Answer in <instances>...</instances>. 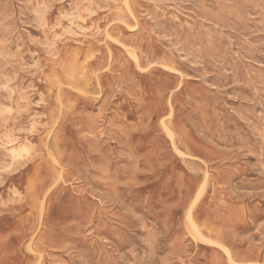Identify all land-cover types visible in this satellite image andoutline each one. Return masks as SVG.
I'll use <instances>...</instances> for the list:
<instances>
[{
    "label": "rangeland",
    "instance_id": "obj_1",
    "mask_svg": "<svg viewBox=\"0 0 264 264\" xmlns=\"http://www.w3.org/2000/svg\"><path fill=\"white\" fill-rule=\"evenodd\" d=\"M126 1L0 0V264H264V0Z\"/></svg>",
    "mask_w": 264,
    "mask_h": 264
},
{
    "label": "bare ground",
    "instance_id": "obj_2",
    "mask_svg": "<svg viewBox=\"0 0 264 264\" xmlns=\"http://www.w3.org/2000/svg\"><path fill=\"white\" fill-rule=\"evenodd\" d=\"M77 1H78V0H77ZM105 1H106V0H105ZM118 1H119V0H118ZM127 1H128V0H127ZM127 1H126V2H127ZM150 1H151V0H150ZM155 1H156V0H155ZM172 1H174V0H172ZM188 1H189V0H188ZM206 1H207V0H206ZM216 1H217V0H216ZM221 1H222V0H221ZM28 2H29V1H28ZM31 2H32V1H31ZM95 2H96V1H95ZM97 2H98V1H97ZM131 2H132V1H131ZM136 2H137V1H136ZM156 2H158V1H156ZM166 2H167V1H166ZM168 2H169V1H168ZM234 2H235V1H234ZM243 2H244V1H243ZM76 3H77V2H76ZM80 3H81V2H80ZM90 3H91V2H90ZM99 3H100V2H99ZM122 3H123V2H122ZM160 3H162V2H160ZM163 3H165V2H163ZM81 4H82V3H81ZM124 4H125V3H124ZM137 4H138V3H137ZM167 4H168V3H167ZM186 4H187V3H186ZM199 4H200V3H199ZM203 4H204V2H203ZM244 4H245V3H244ZM253 4H254V2H253ZM77 5H78V4H77ZM87 5H88V4H87ZM96 5H97V4H96ZM155 5H156V4H155ZM169 5H170V4H169ZM179 5H180V4H179ZM179 5H177V6H179ZM218 5H219V4H218ZM235 5H236V4H235ZM257 5H258V3H257ZM9 6H10V5H9ZM170 6L173 7L172 5H170ZM192 6H193V5H192ZM220 6H221V5H220ZM98 7H99V6H98ZM104 7L106 8V5H105ZM104 7H103V8H104ZM129 7H130V6H129ZM134 7H135V6H134ZM136 7H137V6H136ZM136 7H135V8H136ZM141 7H142V6H141ZM174 7H175V6H174ZM209 7H210V5H209ZM217 7H218V6H217ZM252 7H253V6H252ZM74 8H75V7H74ZM79 8H80V7H79ZM79 8H78V9H79ZM167 8H168V7H167ZM175 8H177V7H175ZM182 8H183V7H182ZM27 9H28V8H27ZM76 9H77V8H76ZM80 9H82V8H80ZM106 9H108V8H106ZM129 9H130V8H129ZM132 9H134V8H132ZM142 9H143V8H142ZM186 9H187V8H186ZM209 9H210V8H209ZM214 9H215V8H214ZM218 9H219V8H218ZM241 9H243V8H241ZM249 9H250V8H249ZM251 9H252V8H251ZM253 9H254V8H253ZM263 9H264V8H263ZM86 10H87V9H86ZM116 10H117V9H116ZM119 10H120V9H119ZM127 10H128V9H127ZM166 10H167V9H166ZM184 10H185V9H184ZM194 10H195V9H194ZM198 10H199V9H198ZM203 10H204V9H203ZM205 10H206V9H205ZM216 10H217V9H216ZM4 11H5V10H4ZM76 11H77V10H76ZM81 11H82V10H81ZM90 11H91V10H90ZM109 11H110V10H109ZM178 11H179V10H178ZM257 11H258V10H257ZM79 12H80V11H79ZM91 12H92V11H91ZM119 12H120V11H119ZM121 12H122V10H121ZM133 12H134V11H133ZM165 12H166V11H165ZM214 12H215V11H214ZM219 12H220V11H219ZM226 12H227V11H226ZM259 12H260V11H259ZM14 13H15V12H14ZM88 13H89V12H88ZM93 13H95V12H93ZM127 13H130V12L127 11ZM202 13H203V12H202ZM202 13H201V14H202ZM216 13H217V12H216ZM256 13H257V12H256ZM6 14H7V13H6ZM122 14H123V12H122ZM153 14H154V13H153ZM182 14H183V13H182ZM217 14H218V13H217ZM235 14H236V13H235ZM263 14H264V13H263ZM7 15H8V14H7ZM12 15H13V14H12ZM69 15H70V14H69ZM72 15H73V14H72ZM123 15H124V14H123ZM123 15H122V16H123ZM156 15H157V14H156ZM188 15H189V14H188ZM192 15H193V14H192ZM215 15H216V14H215ZM219 15H220V13H219ZM83 16H84V15H83ZM87 16H88V15H87ZM87 16H86V17H87ZM137 16H139V15H138V12H137ZM150 16H151V15H150ZM165 16H166V15H165ZM182 16H183V15H182ZM211 16H212V15H211ZM221 16H222V14H221ZM10 17H11V16H10ZM86 17H85V18H86ZM130 17H131V15H130ZM139 17H140V16H139ZM222 17H223V16H222ZM256 17H258V16H256ZM66 18H68V16H66ZM125 18H127V17H125ZM152 18H153V17H152ZM156 18H157V16H156ZM192 18H193V16H192ZM249 18H250V17H249ZM0 19H1V18H0ZM2 19H3V18H2ZM7 19H8V18H7ZM127 19H128V18H127ZM132 19H134V18L132 17ZM135 19H136V18H135ZM177 19H178V18H177ZM240 19H241V18H240ZM85 20H86V19H85ZM121 20H122V19H121ZM121 20H120V21H121ZM123 20H125V19H123ZM155 20H156V19H155ZM213 20H214V19H213ZM219 20H220V19H219ZM41 21H42V20H41ZM183 21H185V20H183ZM183 21H182V22H183ZM195 21H196V20H195ZM214 21H216V20H214ZM243 21H244V19H243ZM243 21H242V22H243ZM3 22H4V21H3ZM112 22H113V21H112ZM124 22H125V21H124ZM154 22H155V21H154ZM164 22H165V21H164ZM228 22H229V21H228ZM41 23H42V22H41ZM79 23H80V22H79ZM165 23H166V22H165ZM200 23H201V22H200ZM239 23H240V22H239ZM1 24H2V23H1ZM3 24H5V23H3ZM127 24H129V23L127 22ZM154 24H155V23H154ZM183 24H184V23H183ZM44 25H45V24H44ZM77 25H78V23H77ZM87 25H88V24H87ZM113 25H115V24H113ZM163 25H164V24H163ZM189 25H190V24H189ZM192 25H193V24H192ZM195 25H196V24H195ZM229 25H230V24H229ZM231 25H233V24H231ZM3 26H4V25H3ZM78 26H79V25H78ZM85 26H86V25H85ZM130 26H131V25H130ZM156 26H157V25H156ZM190 26H191V25H190ZM204 26H205V25H204ZM69 27H70V26H69ZM112 27H113V26H112ZM112 27H111V29L113 30V28H115V27H113V28H112ZM137 27H138V26H137ZM209 27L211 28V26H209ZM209 27H208V28H209ZM258 27H259V26H258ZM126 28H127V27H126ZM163 28H164V27H163ZM199 28H200V27H199ZM79 29H80V28H79ZM127 29H128V28H127ZM129 29L131 30L130 27H129ZM153 29H154V28H153ZM175 29H176V28H175ZM206 29H207V28H206ZM133 30H134V28H133ZM155 30H156V29H155ZM164 30H165V29H164ZM164 30H163V31H164ZM190 30H191V29H190ZM214 30H215V29H214ZM249 30H250V29H249ZM74 31H75V30H74ZM191 31H192V30H191ZM194 31H195V30H194ZM218 31H219V30H218ZM256 31H257V30H256ZM259 31H260V29H259ZM111 32H112V31H111ZM168 32H169V31H168ZM177 32H178V31H177ZM188 32H189V31H188ZM207 32H208V31H207ZM158 33H159V32H158ZM170 33H171V32H170ZM225 33H226V32H225ZM235 33H236V32H235ZM260 33H261V32H260ZM75 34H76V33H75ZM94 34H95V32H94ZM94 34H92V35H94ZM106 34H107V32H106ZM160 34H161V33H160ZM171 34H172V33H171ZM174 34H175V33H174ZM218 34H219V33H218ZM78 35H79V34H78ZM80 35H81V34H80ZM82 35H83V34H82ZM86 35H87V34H86ZM97 35H98V34H97ZM147 35H148V33H147ZM158 35H159V34H158ZM172 35H173V34H172ZM203 35H204V34H203ZM212 35H213V34H212ZM106 36H108V35H106ZM109 36H110V35H109ZM109 36H108V37H109ZM173 36H174V35H173ZM190 36H191V35H189V37H190ZM192 36H193V35H192ZM192 36H191V37H192ZM216 36H217V35H216ZM239 36H240V35H239ZM256 36H257V35H256ZM110 37H111V36H110ZM213 37H214V36H213ZM222 37H223V36H222ZM87 38H88V37H87ZM169 38H170V37H169ZM201 38H202V37H201ZM208 38H209V37H208ZM224 38H225V37H224ZM235 38H236V37H235ZM33 39H34V38H33ZM97 39H98V38H97ZM186 39H187V38H186ZM192 39H194V38H192ZM203 39H204V38H203ZM218 39H219V38H218ZM250 39H251V38H250ZM172 40H173V39H172ZM189 40H190V39H189ZM197 40H198V39H197ZM197 40L195 39V41H197ZM100 41H101V40H100ZM102 41H103V40H102ZM106 41H107V40H106ZM116 41H117V40H116ZM182 41H183V40H182ZM216 41H217V40H216ZM242 41H243V40H242ZM247 41H248V40H247ZM33 42H34V41H33ZM37 42H38V41H37ZM179 42H181V41H179ZM226 42H227V41H226ZM235 42H236V41H235ZM235 42H234V43H235ZM88 43L91 44L90 42H88ZM102 43H103V42H102ZM105 43H106V42H105ZM171 43H172V42H171ZM187 43H188V42H187ZM212 43H213V42H212ZM220 43H221V42H220ZM84 44H85V43H84ZM117 44H118V43H117ZM161 44H162V43H161ZM174 44H175V43H174ZM207 44H208V43H207ZM243 44H244V43H243ZM40 45H41V44H40ZM45 45H46V43H45ZM50 45H51V44H50ZM121 45H123V44L121 43ZM184 45H185V44H184ZM187 45H188V44H187ZM189 45H190V44H189ZM189 45H188V46H189ZM218 45H219V44H218ZM253 45H254V44H253ZM43 46H44V45H43ZM131 46H132V45H131ZM131 46H130V47H131ZM162 46H163V45H162ZM180 46H181V45H180ZM212 46H213V45H212ZM222 46H223V45H222ZM45 47H46V46H45ZM52 47H53V46H52ZM105 47H106V45H105ZM191 47H192V46H191ZM208 47L210 48V46H208ZM218 47H219V46H218ZM223 47H224V46H223ZM253 47H254V46H253ZM132 48H133V47H132ZM200 48H201V47H200ZM200 48H199V49H200ZM233 48H234V47H233ZM29 49H30V48H29ZM89 49H92V47L89 48ZM107 49H108V48H107ZM126 49H127V48H126ZM167 49H168V48H167ZM176 49H177V48H176ZM193 49H194V48H193ZM201 49H202V48H201ZM222 49H223V48H222ZM231 49H232V48H231ZM87 50H88V49H87ZM110 50H111V49H110ZM133 50H134V49H133ZM183 50H184V49H183ZM206 50H209V49H206ZM210 50H211V49H210ZM218 50H219V49H218ZM218 50H217V51H218ZM224 50H225V49H224ZM224 50H223V52H224ZM89 51H90V50H89ZM99 51H100V50H99ZM106 51H107V50H106ZM134 51H135V50H134ZM196 51H197V50H196ZM217 51H216V52H217ZM220 51H221V50H220ZM239 51H240V50H239ZM252 51H253V50H252ZM256 51H257V50H256ZM32 52H33V51H32ZM177 52H178V51H177ZM233 52H234V51H233ZM33 53H34V52H33ZM128 53H131V52H128ZM133 53H134V52H133ZM192 53H193V51H192ZM194 54H195V53H194ZM199 54H201V53H199ZM209 54H210V53H209ZM238 54H239V53H238ZM248 54H249V53H248ZM15 55H16V54H14V56H15ZM107 55H108V54H107ZM129 55H130V54H129ZM131 55H132V54H131ZM196 55H197V54H196ZM211 55H212V54H211ZM251 55H252V54H251ZM89 56H90V55H89ZM135 56H136V55H135ZM135 56H134V57H135ZM202 56H203V55H202ZM226 56H227V55H226ZM233 56H234V55H233ZM132 57H133V55H132ZM197 57H198V56H197ZM200 57H201V56H200ZM214 57H215V56H214ZM219 57H220V56H219ZM137 58H138V55H137ZM195 58H196V57H195ZM216 58H217V57H216ZM216 58H215V59H216ZM236 58H237V57H236ZM134 59L137 60L136 58H134ZM212 59H213V58H212ZM221 59H222V58H221ZM228 59H230V58H228ZM36 60H37V59H36ZM150 60H151V59H150ZM155 60H156V59H154V62H155ZM195 60H196V59H195ZM204 60H205V59H204ZM111 61H112V60H111ZM137 61H139V60H137ZM151 61H152V60H151ZM217 61H218V60H217ZM220 61H221V60H220ZM231 61H232V60H231ZM152 62H153V61H152ZM172 62H173V61H172ZM40 63H41V62H40ZM136 63H137V62H136ZM150 63H151V62H150ZM175 63H176V62H175ZM19 64H20V63H19ZM30 64H31V63H30ZM137 64H138V63H137ZM218 64H219V63H218ZM228 64H229V63H228ZM231 64L234 65V63H231ZM243 64H244V63H243ZM20 65H21V64H20ZM31 65H32V64H31ZM229 65H230V64H229ZM5 66H6V65H5ZM166 66H167V65H166ZM242 66H243V65H242ZM254 66H255V65H254ZM30 67H31V66H30ZM33 67H34V66H33ZM41 67H42V66H41ZM230 67H231V65H230ZM235 67H236V66H235ZM256 67L258 68V65H257ZM31 68H32V67H31ZM167 68H168V67H167ZM177 68H178V67H177ZM242 68H243V67H242ZM247 68H248V67H247ZM169 69H171V68H169ZM222 69H223V68H222ZM248 69H249V68H248ZM87 70H88V69H87ZM141 70H142V69H141ZM180 70H181V69H180ZM199 70H200V69H199ZM210 70H211V69H210ZM243 70H244V69H243ZM174 71H175V70H174ZM181 71H182V70H181ZM32 73H34V71H32ZM186 73H187V72H186ZM245 73H246V72H245ZM250 73H251V72H250ZM216 74H217V73H216ZM219 74H220V73H219ZM234 74H235V72H234ZM252 74H253V73H252ZM263 74H264V73H263ZM7 75H9V74H7ZM247 76H248V75H247ZM250 76H251V75H250ZM6 77H8V76H6ZM237 77H238V76H237ZM245 77H246V76H245ZM251 77H252V76H251ZM11 78H12V76H11ZM247 78H248V77H247ZM15 79H16V78H15ZM259 79H260V77H259ZM5 80H6V78H5ZM7 80H8V79H7ZM67 80H69V79H67ZM262 80H263V79H262ZM245 81H246V80H245ZM245 81H244V82H245ZM259 81H260V80H259ZM9 83H10V82H9ZM213 83H214V82H213ZM252 83H253V81H252ZM3 85H4V84H3ZM99 85H100V84H99ZM247 85H248V84H247ZM5 86H6V85H5ZM2 87H3V86H2ZM6 87H7V86H6ZM31 87H32V86H31ZM34 87H35V86H34ZM249 87H250V86H249ZM251 87H252V86H251ZM255 87H256V86H255ZM258 87H261V85L258 86ZM58 88H59V87H58ZM100 88H101V87H100ZM9 89H10V88H8V90H9ZM254 89H255V88H254ZM254 89L251 88V90H254ZM101 91H102V89H101ZM12 93H13V92H12ZM101 93H102V92H101ZM9 95H10V93H9ZM130 95H131V93H130ZM59 96H60V95H59ZM190 96H191V95H190ZM36 100H37V99H36ZM254 100H255V99H254ZM256 100H258V99L256 98ZM258 101H259V100H258ZM5 103H6V102H5ZM252 103H253V102H252ZM258 105H259V103H258ZM5 106H7V105H5ZM249 106H250V104H249ZM262 106H263V105H262ZM254 108H255V107H254ZM261 108H262V107H261ZM239 109H240V108H239ZM239 109H238V110H239ZM6 110H7V109H6ZM257 110H258V109H257ZM234 112H235V111H234ZM249 112H250V111H249ZM255 112H256V111H255ZM262 112H263V111H262ZM10 113H11V112H10ZM244 113H245V112H244ZM258 114H259V113H258ZM1 115H2V114H1ZM241 115H242V114H241ZM246 115H247V114H246ZM2 116H4V115H2ZM35 116H36V115H35ZM261 116H262V115H261ZM4 117H5V116H4ZM32 117H33V116H32ZM251 117H252V116H251ZM245 118H246V117H245ZM245 118H244V119H245ZM16 119H17V118H16ZM249 122H250V121H249ZM251 122H253V121H251ZM247 123H248V122H247ZM262 123H263V122H262ZM108 124H110V123H108ZM259 124H260V123H259ZM106 125H107V123H106ZM252 125H253V124H252ZM252 125H251V126H252ZM257 125H258V124H257ZM257 125H256V126H257ZM23 126H24V125H23ZM33 127H34V125H33ZM118 127H119V126H118ZM251 128H252V127H251ZM259 128H260V127H259ZM23 129H24V127H23ZM105 129H106V128H105ZM105 129H103V130H105ZM168 129H169V128H168ZM24 130H25V129H24ZM239 130H240V128H239ZM250 130H251V129H250ZM252 130H253V129H252ZM105 132H106V131H105ZM234 132H235V131H234ZM247 132H248V131H247ZM251 132H252V131H251ZM260 132H261V131H260ZM252 133H253V132H252ZM35 134H36V133H35ZM99 134H100V133H99ZM102 134H103V133H102ZM240 134H241V133H240ZM170 135H172V134H170ZM242 135H243V134H242ZM255 135H256V134H255ZM208 136H209V135H208ZM244 136H245V135H244ZM247 136H248V135H247ZM259 136H260V135H259ZM209 137H210V136H209ZM172 138H173V137H172ZM242 138H243V137H242ZM0 140H1V139H0ZM262 140H263V138H262ZM10 141H12V140H10ZM251 141H252V140H251ZM256 141H258V140H256ZM256 141H255V142H256ZM239 145H240V144H239ZM14 148H15V147H14ZM14 148H13V149H14ZM31 148H32V147H31ZM24 149H25V146H24ZM48 149H49V148H48ZM247 149H248V148H247ZM251 149H253V148H251ZM262 149H263V147H262ZM10 150H11V149H10ZM18 150H19V148H18ZM18 150H17V151H18ZM26 150H27V148H26ZM260 150H261V149H260ZM23 151H24V150H23ZM10 152H11V151H10ZM15 152H16V151H15ZM49 152H50V154H51V151H49ZM19 153H20V152H19ZM12 154H13V153H12ZM28 154H30V153H28ZM28 154H26V155H28ZM48 154H49V153H48ZM50 154H49V155H50ZM8 155H9V154H8ZM10 155H11V154H10ZM22 155H23V154H22ZM19 157H20V155H19ZM260 157H261V156H260ZM20 159H21V158H20ZM23 159H24V158H23ZM14 161H15V160H14ZM16 162H17V161H16ZM19 162H20V161H19ZM22 162H23V161H22ZM31 162H32V161H31ZM4 163H5V162H4ZM10 163H11V162H10ZM10 163H9V164H10ZM17 163H18V162H17ZM24 163H25V161H24ZM24 163H23V164H24ZM9 164H8V165H9ZM25 164H26V163H25ZM5 165H6V164H5ZM18 165H19V164H18ZM21 165H22V164H21ZM21 165H20V166H21ZM20 166H19V167H20ZM22 166H24V165H22ZM27 166H28V165H27ZM19 167H18V169H19ZM6 168H7V167H6ZM21 168H22V167H21ZM263 168H264V165H263ZM9 170H10V169H9ZM12 170H13V168H12ZM16 170H17V169H16ZM0 171H1V169H0ZM10 171H11V170H10ZM5 172H6V171H5ZM13 172H14V171H13ZM13 172H12V173H13ZM260 172H261V171H260ZM7 173H8V172H7ZM103 173H104V172H103ZM260 174H261V173H260ZM262 174H263V173H262ZM82 175H83V174H82ZM110 178H111V177H110ZM59 179H60V178H59ZM108 179H109V178H108ZM111 180H112V179H111ZM109 181H110V180H109ZM201 186H202V185H201ZM114 188H115V187H114ZM112 190H113V189H112ZM114 190H115V189H114ZM201 190H202V188H201ZM108 195H109V194H108ZM110 197H111V196H110ZM114 198H115V197H114ZM195 224H196V223H195ZM142 227H143V226H142ZM197 227H198V226H197ZM195 228H196V227H195ZM195 232H197V229H196ZM198 234H199V233H198ZM200 234H202V233H200ZM119 236H120V235H119ZM201 236H202V235H201ZM201 236H200V238L203 237V236H202V237H201ZM147 243H148V242H147ZM153 245H154V244H153ZM223 248H224V247H223ZM227 251H229V250H227ZM227 253H229V252H227ZM228 256H230V254H228ZM42 257H43V256H42ZM134 259H135V258H134ZM232 261H233V260H232ZM261 261H262V260H261ZM233 262H234V261H233ZM37 264H38V262H37ZM59 264H60V263H59Z\"/></svg>",
    "mask_w": 264,
    "mask_h": 264
}]
</instances>
